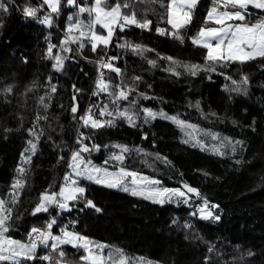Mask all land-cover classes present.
<instances>
[{"label": "trees", "instance_id": "trees-1", "mask_svg": "<svg viewBox=\"0 0 264 264\" xmlns=\"http://www.w3.org/2000/svg\"><path fill=\"white\" fill-rule=\"evenodd\" d=\"M93 2L94 0H78L82 5ZM134 2L138 5L136 9L138 18L151 19V30L142 31L134 26L126 29L125 33L117 30L113 36L114 42L123 43L127 39L155 49V52L146 54L149 58H156L155 53L159 52L182 62L204 63L205 49L192 46L187 38L186 44L180 46L171 38L155 32V26L171 27L166 25V8L160 7L159 0L156 3H149V0H145L143 4L140 0ZM167 2L168 0H165V3ZM16 3L20 5V11L13 7L7 14L0 13V87L5 83H13L16 86L15 95L7 101L0 95V197L7 195L12 179L16 175L15 169L22 163L20 154L28 147L27 141L31 138L27 130L35 118L38 97L50 91L46 85L48 76L51 75V82L57 85V92L51 94L48 113L51 123L63 126L65 143L60 145L61 147L71 146L79 129L94 132L93 139L101 145L118 143L130 148L141 147L152 153L158 152L161 156L167 157L172 165L165 167L152 157L149 162L154 163V167L148 168L140 162V158L134 152L126 163L134 170L142 171L144 175L155 176L166 187H180L183 182H187L197 187L210 204L219 205L218 209L210 210L221 216L220 221H202L198 219V214L194 218L188 217V213L192 211L188 205L153 204L149 200L133 197L122 191L91 185L89 198H92L103 211L77 212L73 209L71 214H62L60 220L61 223H67L71 219H78L77 231L90 240L106 246L102 256L107 260V264H111L110 252L111 257L120 256L115 252L116 249H120L132 264L140 257L152 264H203L204 254L211 244L221 249L226 259L238 255L235 245H240L242 249L251 248L257 252L254 264H264V87H262L264 64L257 59L242 67V72L249 77V96L232 93L233 99L229 100L228 93L223 90L226 81L221 75L213 73L210 74L212 78L208 79V75L200 72L195 77L184 74L177 79L162 71L166 66V62L162 60L158 59V66L149 70L150 66L146 60L131 55L130 51L126 53L114 44L108 50L109 54L122 57L113 63L122 69L124 80L131 82L134 75L142 76L143 82L140 83L139 89L156 97L152 100L141 99L140 105L157 111L163 109L169 115L179 113L181 119L196 123L200 128L243 140L245 146L243 149L237 146L235 156L232 155L230 147L223 149L227 155L221 158L183 144L181 140L185 138L184 132L171 122L159 118L150 124H143L142 120H138L137 123L142 125V129L129 127L123 120H117L114 127L100 130L84 129L73 120L70 112V107L74 103L73 95L78 97L75 103L78 104L80 113L91 108L93 104L102 105L109 102L105 93L99 96L92 95L95 80L99 75L98 65L95 63L98 57L90 51V45L85 41V48L81 50L80 55H77L75 60H66L61 73H56L52 69L53 61L44 58L47 44L59 45L68 16H75L78 8L69 7L66 0H61L58 20L52 21L51 27H48L36 19L25 18L22 15V7L25 4L37 6L42 4V0H16ZM203 4L204 0L197 7L193 24L187 33L188 37L195 34L201 23V17L206 9L204 6H207ZM42 10L47 11V6L45 5ZM38 15L42 19L44 11ZM80 18L86 20L87 13L81 14ZM96 30L98 34L105 35L99 26H96ZM76 34L78 35V32ZM70 47L76 48V45ZM57 52H60L59 47L53 49L54 54ZM60 54L69 57L74 55L72 52ZM23 57H28V63H22ZM100 71L106 73L105 79H108V76L113 78L112 85L121 82V78L115 73H110L107 69ZM222 71L235 79L240 78L241 69L238 64H232ZM33 81L37 87H33L25 96V88L31 87ZM149 84L152 86L151 89L147 87ZM73 85L80 89L78 93L74 92ZM197 100L201 102V108L205 113L210 110L216 112L224 118V122L220 123L215 118L202 119L194 107L188 106L190 102L194 105ZM126 106L127 102H122V107ZM109 109L111 110V105ZM92 112L101 120L109 118L99 117L96 108H92ZM20 117L23 118L22 123ZM253 118L257 127L255 133L247 127ZM233 119L239 124L233 125L231 123ZM48 123L40 121L45 130L48 129ZM5 128L13 130L7 139L4 138ZM37 130L39 131V128ZM59 130L57 128V131ZM143 134H147V141L141 139ZM56 139L59 140L60 137L57 136ZM214 143L217 142L208 143V146ZM109 151L119 150L110 148ZM56 155L57 151L53 150L46 131V135L37 144L36 155L33 156L31 164H23L26 169L22 176L25 186L17 205L19 211L13 213L11 235L14 239L26 240L25 234L31 227H42L48 218L47 214L43 213L32 216L30 211L41 191L48 188L49 184L58 188L62 182L66 169L64 163L56 165ZM106 155V150L102 148L99 153H93V162L101 165ZM67 156L68 152H65L66 159ZM235 159H240L241 163L235 164ZM197 170L206 171L209 176L205 178ZM194 200L197 204L201 203L198 199ZM50 211L53 215L56 214L55 209ZM174 218L179 219L181 227L172 225L171 221ZM186 219L194 225V229L187 235L182 227ZM62 247L68 252V258L76 264L81 253L68 245ZM79 264L84 262L81 261ZM212 264L219 262L214 259Z\"/></svg>", "mask_w": 264, "mask_h": 264}, {"label": "snow or ice", "instance_id": "snow-or-ice-1", "mask_svg": "<svg viewBox=\"0 0 264 264\" xmlns=\"http://www.w3.org/2000/svg\"><path fill=\"white\" fill-rule=\"evenodd\" d=\"M144 2L145 0H140L141 4ZM156 2L157 0H149V3ZM199 2L200 0H170V2L165 3V0H159L160 7L166 8V25L171 27L155 26V32L160 36L171 38L180 46L186 44L187 38L192 46L205 49L203 64L182 62L173 56L162 55L159 52L155 53L156 58H149L146 54L155 52V49L146 47L142 43H133L127 39L123 43L114 42L113 36L117 30L120 33H125L126 29L133 26L142 31L151 30V19L147 17L138 18L139 14L136 11L138 5L134 0H111V2L110 0H94L93 3L83 5L78 3V0H66L67 6L78 8V12L75 16H68L64 35L60 38L59 45L47 44V53L44 58L53 61L52 69L56 73H61L65 67V61L75 60V57L80 55L81 50L85 48V41H87L90 45V51L98 57L95 63L98 65L99 75L95 80L92 95L99 96L101 93H105L109 101L102 105L93 104L91 108L80 113L78 104L75 103L78 97L73 95L74 103L70 107V112L73 120L80 125V128L100 130L105 127H114L117 120H123L129 127L142 129V125L137 123L138 120H142L143 124H150L159 118L171 122L184 132L185 138L181 140V143L192 148H199L202 152H210L212 155L223 158L227 155L223 150L225 147L231 148L233 156L237 154V146L243 149L245 146L243 140L222 136L220 132L211 129L200 128L196 123H189L181 119L179 113L169 115L163 109L157 111L151 107L140 105L141 99L152 100L156 97L139 89L140 83L143 82L142 76L134 75L131 82L124 80L122 69L113 63L122 57L109 54L108 51L113 44L115 47L125 50L126 53L130 51L131 55L146 60L150 66L149 70L158 66V59L162 60L166 62L162 71L177 79L184 74L195 77L200 72L208 75V79L212 78L210 74L213 73L221 75L226 81L223 90L228 93L227 98L229 100L233 99L232 93L248 97L249 77L242 72V67L257 59L264 64V0H211V7L206 12L203 25L197 29L195 34L188 37L187 33L193 24V10ZM45 5L48 13L43 15L41 19L38 13L42 11ZM13 7L18 11L21 10L16 0H0V13L7 14ZM60 11L61 0H42L40 5L25 4L22 7V15L25 18L36 19L48 27L52 25V14L59 15ZM84 13H87L86 20L80 18L81 14ZM209 22L215 26H210ZM97 25L106 32V35L98 34ZM45 39L47 41V37ZM73 44L76 45V48L70 47ZM56 47H59L60 52H72L74 55L71 57L64 56L60 52L54 54L53 49ZM22 63H28V57H23ZM232 64L240 66L239 79H235L222 71ZM102 69L115 73L121 78V82L112 85L113 78L108 76V79H105L106 73L100 71ZM51 81L52 76L49 75L46 86L50 91L38 97L37 112L32 121V126L27 130L31 138L27 141L28 147L20 154L22 163L15 169L16 175L12 179L7 195L0 197V262H7V264H73V261L68 258V252L62 247L71 245L73 249L81 253L77 257L76 264L81 261L84 264H107V260L101 255L106 246L94 244L87 236L77 231L78 219H71L67 223H61L60 220L62 214H71L73 209L77 212L92 210L95 213H101L103 211L92 198H89L88 193L91 185L122 191L133 197L149 200L153 204L188 205L192 208V211L188 213L189 218L197 217L198 214V219L202 221H220L221 216L210 210V208L218 209L219 205L210 204L197 187L187 182H183L180 187L163 186L160 179L153 175H144L142 171L134 170L126 163L128 157L134 152L140 158V162L148 168L154 167V163L149 162L152 157L155 161L163 163L165 167L171 166L172 162L158 152L152 153L141 147L130 148L125 144L118 143L101 145L93 139L94 132H85L79 129H77L73 144L68 148L61 147L60 145L65 143L63 126L58 123H51L48 113L49 102L52 99L51 94L57 92V85ZM33 87H37L35 81L31 87L25 88L24 95L26 96L27 93L31 92ZM147 87L151 89L152 86L149 84ZM73 89L77 93L80 91L75 85H73ZM15 91L16 86L13 83H5L3 87H0V95L5 97L6 101L15 95ZM122 102H127V106L122 107ZM109 105H111V110ZM188 106L194 107L204 120L215 118L220 123L224 122V118L216 112L210 110L205 113L199 100L194 105L190 102ZM92 108L98 109L99 117L107 116L109 118L104 120L96 118ZM20 120L22 123L23 118L20 117ZM42 120L49 122L47 130L41 126L40 121ZM231 123L233 125L239 124L235 119L231 120ZM247 127L253 133L257 131L255 118ZM57 128L60 130L57 131ZM12 131L10 128H5L4 138L7 139ZM46 131L53 150L57 151L56 165L64 163L66 170L58 188L49 184L48 188L39 193L37 202L31 208L30 215L32 216L47 214L48 218L44 225L31 227L25 234L26 240L23 238L14 239L11 235L13 213L19 211L17 205L25 186L22 176L26 173V169L23 164H31L33 156L36 155L37 144L46 135ZM57 136L60 137L59 140L56 139ZM200 137L210 138L211 141L217 143L211 144L209 147L205 140ZM141 139L147 141V134H143ZM102 148L106 150L107 155L101 165H96L92 155L99 153ZM110 148L119 151H109ZM65 152H68L67 159ZM234 163L239 165L241 160L235 159ZM197 171H200L205 178L209 176L206 171ZM194 198L200 200L201 203H195ZM50 209H55L56 214L53 215ZM171 223L176 227H181L177 218L172 219ZM182 227L186 230V235L194 229V225L187 219ZM234 248L238 255L226 259L221 249L216 248L214 244L209 245L203 257V264H212L214 259L219 264H254L257 256L256 251L251 248L242 249L240 245H235ZM93 249L100 251L96 252ZM115 252L120 254L119 264H126L121 250L116 249ZM111 255L110 252L109 256ZM133 264H152V262H145L144 258L140 257L133 261Z\"/></svg>", "mask_w": 264, "mask_h": 264}, {"label": "rangeland", "instance_id": "rangeland-1", "mask_svg": "<svg viewBox=\"0 0 264 264\" xmlns=\"http://www.w3.org/2000/svg\"><path fill=\"white\" fill-rule=\"evenodd\" d=\"M201 1H202V0H200V2H201ZM168 2H170V0H168ZM200 2H199V3H200ZM204 4L207 5V6H204L206 9H205V12H204L203 17H201L202 19H201V23H200L199 27L202 26L203 23H204V17L206 16V12H207V10L211 7V0H204ZM204 4H203V5H204ZM198 5H199V4H198ZM198 5H197V7H198ZM197 7L193 10V18H194V16L196 15ZM200 9H201V8H200ZM42 11H44V15L48 13V10H47V11L42 10ZM199 12H201V10H200ZM199 14H200V13H199ZM199 14H198V16H199ZM52 16H53V21L58 20V16H57L56 14H52ZM209 24H210V26H215V25H211V22H209ZM97 26H99V25H97ZM99 27H100V26H99ZM199 27H198V28H199ZM198 28H197V29H198ZM197 29H196L195 31H197ZM104 32H105V31H104ZM105 35H106V32H105ZM213 43H215V42L213 41ZM200 138H202V139L205 140V143H206L207 146H208V143H213V141H211L210 138H207V137H200ZM91 241H92V240H91ZM92 242H94V244L102 245L101 243H98V242H95V241H92ZM68 246H71V245H68ZM93 251L99 252L100 250H99V249H93ZM103 251H104V250H103ZM103 251L101 252V255H103ZM124 259H125L126 264H132L131 262L128 261V260H130V259H128V258H126V257H124ZM110 261H111V264H119L120 256H119V255H118V256H114V255H113V257L110 256Z\"/></svg>", "mask_w": 264, "mask_h": 264}, {"label": "built area", "instance_id": "built-area-1", "mask_svg": "<svg viewBox=\"0 0 264 264\" xmlns=\"http://www.w3.org/2000/svg\"><path fill=\"white\" fill-rule=\"evenodd\" d=\"M43 18V17H42ZM145 31V30H144ZM49 243H51V242H49Z\"/></svg>", "mask_w": 264, "mask_h": 264}]
</instances>
